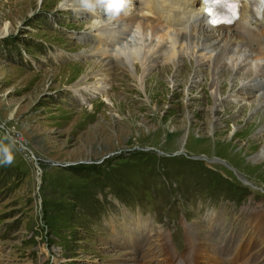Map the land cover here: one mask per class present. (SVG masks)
<instances>
[{
    "label": "rangeland",
    "instance_id": "374dc122",
    "mask_svg": "<svg viewBox=\"0 0 264 264\" xmlns=\"http://www.w3.org/2000/svg\"><path fill=\"white\" fill-rule=\"evenodd\" d=\"M135 1L119 13L137 17L128 42L100 8L0 0V146L16 157L0 165V264H226L217 250L236 247L233 263L264 264V75L235 57L218 75L211 49L224 42L202 50L198 39L175 44L171 71L152 59L142 70L155 37L139 35L135 14L149 15ZM120 44L138 51L125 67L109 57ZM195 154L226 160L248 184Z\"/></svg>",
    "mask_w": 264,
    "mask_h": 264
},
{
    "label": "bare ground",
    "instance_id": "6f19581e",
    "mask_svg": "<svg viewBox=\"0 0 264 264\" xmlns=\"http://www.w3.org/2000/svg\"><path fill=\"white\" fill-rule=\"evenodd\" d=\"M69 1L74 2L75 0H66L65 5H68ZM135 6H136L135 7L136 9H139L143 13H147L150 17H152V21H153V19H155L157 21V23L154 24V23H151V20L149 19L148 16L146 17L144 15L145 16V18H144L143 15L140 16L141 14L139 12H137L135 14V16L142 17V19L138 22V23H141V27H142L141 31L139 32V35L141 36L143 34V31H144L145 33H147V35L151 34V36L155 37L149 43L147 42L148 49L144 50L140 54V57L143 56L142 59L146 58L145 62H147V60L149 62V60L152 59L153 62H155V64L158 63L157 61H162V63H163V67H162L163 71L162 72H166L167 68L169 69V71H171L173 67H176L177 62H174L176 60L175 54L179 52V48H175V44L180 45L181 43H185L188 47H191L193 45L192 49H195V47L197 49V46H196L194 40L198 39L197 40L198 42L202 41V46H201L202 50L206 49L205 45L207 46V44H208L207 47L210 46V48H211V43L214 44L217 41H223L224 42V44L221 42L223 44L221 48H219L215 45L216 47H213L211 49V52L215 51L213 64L215 67L214 70L217 71L218 75L224 73L223 70H222V72H219V69H218L219 68L218 67L219 62L221 63V61L224 58L232 59L233 57H235L234 61L236 60L237 61L236 63H239L240 65H241V63H245L246 65L250 64V65L255 66L254 67L255 70H249V68H248L249 71H251V72L258 71L259 76L264 75V68L260 67V64L262 63L261 59L264 58V11L261 12V17L256 18L250 13L248 4H245L243 6V11L241 13L240 19L237 21V23L234 25V27L225 28V27L220 26L217 28H212V26H210L207 23V16L203 12V8H202L203 6L199 2H195L194 0H139V3L138 2L136 3V1H135ZM133 15L134 14H132L130 16L126 15L125 17L118 15V17L120 18L118 21V25L119 26L124 25V28H122V30H121L122 32H120V33L125 36V38L128 40V42L131 41V35H132L131 30L129 29L130 28L129 22H131L133 25L137 21V17L134 18ZM107 19H109V18H107ZM119 23H121V24H119ZM165 28H167V29H165ZM4 29H6V26L4 27ZM168 30H170V31H168ZM133 32L134 31H132V33ZM169 33H172V35H175V36L172 40H170V41H172L173 46L172 47L167 46L169 48L167 50L165 48L166 42L163 43V40H168L169 38H172V37H168ZM165 36H167V37H165ZM114 37L110 38L109 40H112V41L114 40V42L118 41V40H115ZM141 37L144 38V36H141ZM120 38H121V36H120ZM155 39H157V40H155ZM144 40H146V39L144 38ZM103 41H104L105 47L107 45H109L108 39L103 38ZM132 41H133V39H132ZM161 43H163L164 46H161V48H158L157 45L159 46V45H161ZM221 43H218V44L220 45ZM251 44H253V46H251L253 50H251L250 46H248ZM188 47H186V48H188ZM116 48H118V49L122 48V50H119L120 52L116 51L115 56L109 55V57L112 59H115L116 63H119L118 61H122V65L124 67L127 66L128 64H131V59L138 52V51L134 50V51H131L129 53V51H128L129 48L123 49V46L121 44H120V46L118 45V47L112 48L111 50L116 49ZM154 48H155V50H153ZM202 50L198 51L199 54L204 53ZM207 52H208V50H207ZM253 53H256V54H255V56H253L251 58L250 55ZM211 54L213 55V53H211ZM160 56H161V59H159ZM199 58H205L206 60L208 59V57L206 55L199 57ZM135 60L136 59L132 60V65L134 68H136V66H134ZM145 62L141 63V67L142 66L144 67V65H145V67L142 68V70L147 69V65L151 69V67L153 65L149 64L148 62H147L148 64H146ZM93 64L100 65L99 62H94ZM172 65H173V67H171ZM141 67H140V69H141ZM181 67H183V63L179 62L178 68L180 69ZM214 67L212 66V68H214ZM98 68H99V69H97L98 72H101L100 70L102 69V67L99 66ZM185 68L188 69L189 67L187 66ZM244 71L248 72L247 70H244ZM159 73H160V71H158L157 75ZM96 75H98L97 71H96ZM220 76H222V75H220ZM80 77H82V78L80 80L78 79V82L83 81V82L88 83L87 80L89 77H87V75H85V76L82 75ZM102 77L106 78L107 76L105 74H103V75H101V77L97 78L98 81L95 82L94 88L103 89L102 86L105 87L104 85H102V83L99 82V80H101ZM218 79H219V77H218ZM142 81H143V79H142ZM258 82H259V84H262L261 86H262V88H264V84L262 83V81L259 80ZM211 84H213L212 89L215 88L214 87L215 82L214 83L212 82ZM244 94H247V96H249L253 93L250 94V92L245 91ZM10 116H12V114ZM263 132L264 131L261 129V130H259L258 134L263 133ZM260 223L261 222H260V220H258V218H256L254 220L253 224L255 226H257L256 230H259L260 227H262L259 225ZM142 233L144 236L146 235L144 230L142 231ZM144 236H142V237H144ZM145 239H147V238H145ZM206 242H208V241L206 240ZM203 244L204 243H200V246L203 250H205L206 246ZM207 246H210V244H208ZM238 250H237L236 254H234V255H232L231 253H227V252L225 254L223 251L220 252L219 249L217 251H219L220 254H223V256L227 255V254L230 255L229 258H233V260H234V256L235 255L237 256V253L239 252ZM241 253H244V252L241 251ZM220 259L221 258H219V260ZM251 259L256 264L260 263L259 262L260 261L259 255H256L255 257H252ZM233 260H230L228 262H227V260H225V263L226 264H228V263L232 264ZM233 264H236V261H234Z\"/></svg>",
    "mask_w": 264,
    "mask_h": 264
},
{
    "label": "clouds",
    "instance_id": "9594fccd",
    "mask_svg": "<svg viewBox=\"0 0 264 264\" xmlns=\"http://www.w3.org/2000/svg\"><path fill=\"white\" fill-rule=\"evenodd\" d=\"M127 0H75L74 8L78 10L95 12L102 9L105 16H117L123 10ZM64 6V0L59 5ZM14 152L7 146H0V165L11 166L15 162Z\"/></svg>",
    "mask_w": 264,
    "mask_h": 264
},
{
    "label": "snow or ice",
    "instance_id": "6c2138e0",
    "mask_svg": "<svg viewBox=\"0 0 264 264\" xmlns=\"http://www.w3.org/2000/svg\"><path fill=\"white\" fill-rule=\"evenodd\" d=\"M237 3H239V0H237Z\"/></svg>",
    "mask_w": 264,
    "mask_h": 264
}]
</instances>
